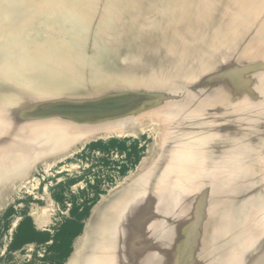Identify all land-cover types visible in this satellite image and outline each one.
Masks as SVG:
<instances>
[{"label": "rangeland", "instance_id": "obj_1", "mask_svg": "<svg viewBox=\"0 0 264 264\" xmlns=\"http://www.w3.org/2000/svg\"><path fill=\"white\" fill-rule=\"evenodd\" d=\"M19 2L25 12L13 23L0 1V40L16 27L32 42L1 59L0 96L27 97L12 85L24 62L67 78L1 109L0 138L9 131L19 151L31 143L34 152L46 146L38 134L28 142L38 131L106 106L128 123L74 138L0 180V264H67L79 245L100 250L107 209L180 151L194 157L199 188L161 212V243L148 244L142 264H264V0ZM106 4L112 30L95 15ZM192 110L166 133L163 117Z\"/></svg>", "mask_w": 264, "mask_h": 264}, {"label": "bare ground", "instance_id": "obj_2", "mask_svg": "<svg viewBox=\"0 0 264 264\" xmlns=\"http://www.w3.org/2000/svg\"><path fill=\"white\" fill-rule=\"evenodd\" d=\"M0 1L1 6L11 9L8 13L13 14V16L11 15L13 23L15 22L13 19L20 15V12H25V10H21L22 5H20L21 3L19 2L21 0H15L14 2H10L9 0ZM111 7L112 5L110 4H106V6L103 7V10H105V13L103 14H107V17L103 14H98V12L95 13V15H98L100 18L98 26L101 25V27L103 26L105 29L111 28L109 25L115 18L111 13ZM3 12L5 11L3 10ZM2 26H4V24ZM14 28V31H10L13 35L12 39L7 36L0 40L2 44L0 46V63H3L1 59H4V57L8 56L12 52H14L12 54H14L15 60L17 57L15 52L19 51V46L22 47L30 42V39H26L24 36L20 35L21 29L17 31L16 27ZM6 30L7 29H5V27L2 28V31ZM26 64L27 63L24 62L22 66L16 69L18 74L14 76L12 85L14 86L15 92L25 94L27 97H16L18 100L12 103L11 100L4 97L5 94L1 93L0 110L11 108L16 104L25 105L30 103L31 98L36 96H46L48 94L46 90L47 86L57 84L60 82V78H63V80L67 78L65 71L61 69L46 68L44 71L39 68H32L29 63L27 65ZM89 87L92 86L89 85ZM129 104L132 105L133 101L129 102ZM123 106L124 105H121L118 109H121ZM117 107L118 106H106L105 108L101 107L100 109L93 110V114H87L85 112L83 114H75L73 117L66 118V121H55L46 130H41V132L38 131L35 133L29 141L28 135L26 137V141L28 142H33L34 136H37L36 134H38L40 139L43 138L45 140L46 146L43 149L34 152L32 151V147H29V145H32L31 143L29 145L28 143H25L22 146H27V148L19 151L16 147L20 145L12 144L10 142L11 139H7L10 137L8 135L10 134L9 131H5L7 132L6 134H3L5 137L0 138V180L18 176L19 172L18 170L16 171V169L20 167L22 168L24 165L26 166L28 162L31 163V160H34L44 154L64 149L74 140V138L83 137L96 130L124 128V126L128 123L126 117L122 116L120 119L116 118L111 120L112 114L110 112L112 109L116 110ZM198 110L185 112V115H180V117L174 120L168 117H163L161 122L164 126H167V131L169 130L172 132L173 130L174 132L172 124L175 121L183 120L186 122V120H190L187 119L189 115L197 113ZM90 118L96 119V121L93 120L95 122H88L87 120ZM98 118H104L106 120L108 118L110 119L105 123H99ZM16 129L18 128H15L14 131L16 133L19 132V130ZM169 131L166 133H169ZM2 138H4V140ZM6 144L12 145L7 146ZM193 159L194 157L189 153L187 156V152L180 151L178 152V157L176 159L174 158L170 162V167L165 168L162 171L163 173L160 176L158 175L157 179L155 178L151 180V176L149 174L150 171H146V174L141 178L143 179L141 180V185L139 183L140 181H133L126 188L123 197L114 202V205L105 212L104 216H106V219L102 221L101 231L106 240V245L96 251L89 250L87 249L88 247L86 248L83 245H79L75 249L73 256L67 264H124L122 259L123 257L121 258L122 261L120 259L122 255V246H125L123 253H127V257L133 260V262L130 261L131 264H142L145 260L147 261L145 256L149 254V250L147 249L149 246L148 244H154V242H157L159 245L162 240L159 238L160 236L158 234L159 228L161 229V226L164 225L165 222L161 212H164V210L168 207L174 211V207L177 204L187 202L185 198L187 199L188 196L199 188V186L197 188L198 184L196 183V178L200 179V176L197 171L193 169ZM12 161H14V163H12ZM219 169L220 166L215 170V173H217ZM201 191L203 192V188H201ZM138 192H140L139 195ZM182 206L184 207L183 209L187 211V206H184L183 204ZM169 208L168 210L170 211ZM141 209H145L146 211H141ZM122 227H125V230H122ZM243 228L247 227L244 226Z\"/></svg>", "mask_w": 264, "mask_h": 264}]
</instances>
